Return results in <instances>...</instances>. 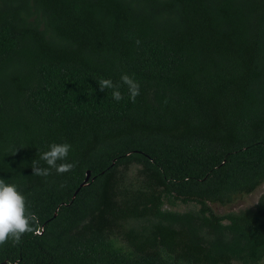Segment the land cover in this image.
<instances>
[{"label":"trees","instance_id":"1","mask_svg":"<svg viewBox=\"0 0 264 264\" xmlns=\"http://www.w3.org/2000/svg\"><path fill=\"white\" fill-rule=\"evenodd\" d=\"M0 179L40 228L0 264H264V192L211 205L264 183V0H0Z\"/></svg>","mask_w":264,"mask_h":264},{"label":"clouds","instance_id":"2","mask_svg":"<svg viewBox=\"0 0 264 264\" xmlns=\"http://www.w3.org/2000/svg\"><path fill=\"white\" fill-rule=\"evenodd\" d=\"M136 43L139 44L140 41L137 40ZM98 84L100 91L111 89L112 98L117 102L124 99L120 91L122 86H127L132 102H135L140 94V83L127 73L120 76V83L114 82L111 78H102L98 80ZM70 151L69 143H52L49 150L40 156L47 166L41 167L38 161H33V174L46 178L51 175L52 170L60 175L71 171L76 164L66 162ZM29 233L40 234L37 215L30 210L28 199L19 185L0 179V246H5L9 242L18 245L22 242V237Z\"/></svg>","mask_w":264,"mask_h":264},{"label":"rangeland","instance_id":"3","mask_svg":"<svg viewBox=\"0 0 264 264\" xmlns=\"http://www.w3.org/2000/svg\"><path fill=\"white\" fill-rule=\"evenodd\" d=\"M263 192H264V183L260 185L258 188H256L252 193L237 198L233 203H230L227 205H223L220 203H211V205L213 209L218 213H224V212L232 211V210H240L246 207H253L257 203L259 196ZM191 206L193 205L180 203L178 208L180 210H184L187 207H191Z\"/></svg>","mask_w":264,"mask_h":264},{"label":"water","instance_id":"4","mask_svg":"<svg viewBox=\"0 0 264 264\" xmlns=\"http://www.w3.org/2000/svg\"><path fill=\"white\" fill-rule=\"evenodd\" d=\"M90 176H91V171L90 170H87V173H86V177H85V179H84V181L80 184V187H82L83 185H85L88 181H89V179H90ZM79 189H77V191H78ZM76 196V193L74 194V196L73 197H75ZM57 213V212H56ZM55 213V214H56ZM1 264H8V262H2Z\"/></svg>","mask_w":264,"mask_h":264}]
</instances>
